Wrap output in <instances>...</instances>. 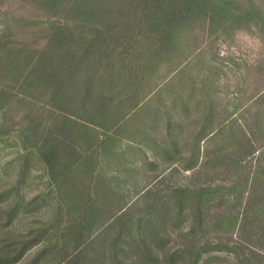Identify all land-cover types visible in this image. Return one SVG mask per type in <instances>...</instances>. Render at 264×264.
<instances>
[{"label": "rangeland", "instance_id": "374dc122", "mask_svg": "<svg viewBox=\"0 0 264 264\" xmlns=\"http://www.w3.org/2000/svg\"><path fill=\"white\" fill-rule=\"evenodd\" d=\"M232 1L249 7L252 14L225 24L228 28L224 29V22L211 29L196 26L197 49L192 60L194 73L198 68L202 72L190 78L187 92H182L183 82L181 86L177 82L169 89L171 94L164 91L149 99L139 115L116 131V140L106 145L118 155L105 158L102 173L119 197L105 204L103 218H109L128 200L126 209L130 211L123 222H130L122 233L117 229L122 221L117 219L104 221L102 229L99 224L93 228L92 222L86 224L85 236L78 238L77 208L67 207L69 215L59 209H66L57 182H62L63 175H57L55 185L36 158L18 189L25 200L41 197L34 206L37 210L25 213L22 206L11 223L0 220V254L6 250L15 254L25 241L51 224L45 240L14 264H192L196 258L198 264H264V0ZM36 3L39 0H0V33L5 31L15 42L28 29L23 24L32 19L69 24L79 19L65 5L53 12L38 9ZM69 3L68 7L71 0ZM89 3L92 5V0L85 2ZM19 17L26 23L18 21ZM43 27L42 33L48 31ZM200 76H206L203 93L194 90ZM208 106L214 128L236 119L247 138L237 127L228 131L227 124L225 131L214 140L200 142L199 152L194 151L199 128L195 121ZM4 119L10 136L33 124L26 131L30 142L43 141L47 146L63 138L65 149L59 153L63 161V156L76 148L80 132L71 136L59 129V119L40 104L29 106L14 100ZM18 149L11 139L4 149L0 145V209L16 198L15 191L7 196L2 192L19 178L11 166L6 167ZM92 149L95 144L83 147L84 152ZM82 178L87 181L89 176ZM177 190L209 193L197 209L192 206L194 197ZM138 217H142L139 230L133 220ZM230 217L237 218L232 228L224 225ZM243 217L247 218L240 225Z\"/></svg>", "mask_w": 264, "mask_h": 264}, {"label": "trees", "instance_id": "16d2710c", "mask_svg": "<svg viewBox=\"0 0 264 264\" xmlns=\"http://www.w3.org/2000/svg\"><path fill=\"white\" fill-rule=\"evenodd\" d=\"M86 1L71 0L68 7L70 0L67 3L66 0H39L36 3L38 9L56 12L65 5L68 11L78 14V21L69 24L54 19L43 21L38 17L29 22L34 29L23 24L28 29L24 35L16 37L15 42L5 31L0 33V145L4 149L11 139L19 148L14 160L6 165L11 166L19 178L12 188L2 192L5 196L12 191L16 193L15 200L0 209V220L4 224L11 223L22 206L25 213L37 210L34 206L41 197L26 201L18 189L37 158L55 185L57 175H63L62 182H57L66 209H59L61 214L65 210L69 215L71 209L67 207L77 208L75 229L79 231L78 238L85 236L86 224L92 222V228L99 224L102 229L106 227L102 226L104 221L117 219L122 221L117 228L122 233L130 222H123L130 211H127L128 200L125 199L109 218H103L105 204L119 197L102 173L105 158L111 157L110 154L118 155L106 145L116 140V131L139 115L149 99L164 91L171 94L169 89L177 82L180 86L183 82L181 88L185 93L190 78L201 74V68L194 73L195 61L192 60L197 49L196 26L211 29L224 22V29L228 28L225 24L236 23L252 14L249 7H239L232 0H92V5L85 4ZM18 21L26 23L22 17ZM43 26L48 28L45 33H42ZM205 89L206 76H200L194 90L203 93ZM14 100L29 106L40 104L42 110L59 119V129L68 131L71 136L80 132L75 143L77 149H71L63 156V161L59 154L61 148L65 149L63 138L55 139L47 146L43 141L30 142L26 131L33 124L20 127L10 136L4 117ZM195 122L199 125L193 147L197 152L200 142L214 140L218 133L226 130L227 124L230 126L228 131L237 127L247 138L236 119H228L214 128L210 106ZM92 144H95V150L83 151L85 145ZM100 149L101 154L98 153ZM88 163L91 167L86 169ZM2 170L3 167L0 172ZM85 174L89 176L87 181L82 178ZM180 192L194 197L192 206L197 209L209 193L204 190H179L177 193ZM81 201L84 204L80 206ZM245 218L241 219L240 225ZM133 220L139 230L142 217ZM236 220V217H230L224 225L232 228ZM50 232L51 224L40 229L33 239L25 241L15 254L10 255L6 250L0 254V264L16 263L27 251L43 242ZM198 261L196 258L192 264H198Z\"/></svg>", "mask_w": 264, "mask_h": 264}]
</instances>
